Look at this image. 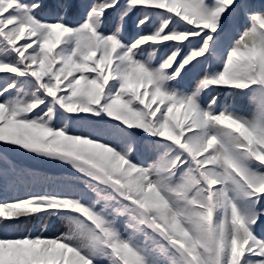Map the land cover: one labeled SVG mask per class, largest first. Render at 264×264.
I'll list each match as a JSON object with an SVG mask.
<instances>
[{
  "label": "snow or ice",
  "instance_id": "1",
  "mask_svg": "<svg viewBox=\"0 0 264 264\" xmlns=\"http://www.w3.org/2000/svg\"><path fill=\"white\" fill-rule=\"evenodd\" d=\"M0 197V264H264V0H0Z\"/></svg>",
  "mask_w": 264,
  "mask_h": 264
},
{
  "label": "trees",
  "instance_id": "2",
  "mask_svg": "<svg viewBox=\"0 0 264 264\" xmlns=\"http://www.w3.org/2000/svg\"><path fill=\"white\" fill-rule=\"evenodd\" d=\"M18 162H20L24 166H30L34 167L36 169L46 171L49 174H54V173H60L62 170L59 168H54L51 165L48 164H41L37 160H25L22 158H17ZM0 199H3V197H0ZM35 229L33 228L32 224L30 223H24L20 224L18 226H15L13 228H10L8 231L12 235H18L20 233H23L25 231H34ZM56 234L55 231L47 232L45 235H53Z\"/></svg>",
  "mask_w": 264,
  "mask_h": 264
}]
</instances>
